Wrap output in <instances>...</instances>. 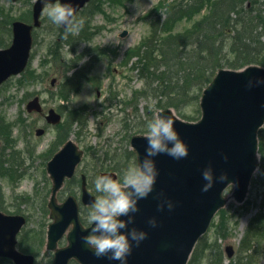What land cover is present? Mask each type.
<instances>
[{
  "label": "rangeland",
  "instance_id": "obj_1",
  "mask_svg": "<svg viewBox=\"0 0 264 264\" xmlns=\"http://www.w3.org/2000/svg\"><path fill=\"white\" fill-rule=\"evenodd\" d=\"M169 1L173 0H97L96 6L92 4L96 9L91 21L92 33H95L93 39L81 45L75 54L68 52L64 58H61L59 52L54 53L56 44L51 52V41L56 36L60 40V25L53 23L44 14L42 27L35 33L28 71L22 77L10 79L0 88V133L5 130L8 136L10 129L7 126L13 125L12 139L17 144L11 152L5 143L7 175L0 178V187L5 195L4 208L7 212H19L28 217L29 224L20 239L28 252H36L37 264H52L54 259V254L43 247L47 226L51 222L47 204L52 181L46 165L65 140L57 141L60 130L48 127L42 115L29 114L26 111L27 103L38 95L45 112L54 108L61 113L63 109L70 119L78 113L79 116L85 114L84 122L87 126L72 124V132L67 133L85 151V157L75 180L65 184L58 199L62 202L69 195L80 199L77 180L82 174L87 176L91 192L95 196L100 195L94 185L95 178L100 176L96 168L99 164V169L106 170L111 164L124 165L123 175L124 170L134 164V158L125 152L131 149L130 138L136 132L146 133L147 122L158 112L151 103L134 98L144 87V82L138 76V61L134 52L141 46V42L151 36L152 17L160 13ZM33 2L0 0V11L4 16L10 14L15 20L31 19ZM160 4L162 6L158 9ZM191 25V22L181 21L173 31L183 32ZM3 29L0 30V36H5V42L10 44L11 36L8 38L7 30L3 32ZM124 31H127V35L122 38L121 33ZM86 62H91L92 67L91 71L88 70L89 80L83 82L81 89L64 101L59 94L63 71L70 67L80 68ZM54 78L57 79L56 86L51 85ZM125 103L133 105L129 107L128 113L131 116L127 118ZM136 106L138 118L134 113ZM149 108L154 112L150 116L147 113ZM182 113L188 121L199 120L200 99L183 107ZM126 123L130 128L134 125L140 127L130 133ZM37 128H45L46 133L37 136ZM107 152L110 157L119 155L113 162L109 159L105 163L98 157L104 158L103 153ZM18 164H21L19 169ZM233 188L225 195L228 198L225 208L217 214L205 241L196 251L195 264H264V235L249 236L248 231L258 214L261 213L264 219V173L261 170L256 173L244 204H238L231 197ZM89 211L90 208L82 207V219L87 224ZM66 244L67 241L63 239L60 246ZM228 245H232L236 251L232 259H228L225 251ZM249 247H252L251 259L248 258L251 253ZM1 264L13 263L2 260Z\"/></svg>",
  "mask_w": 264,
  "mask_h": 264
},
{
  "label": "water",
  "instance_id": "obj_2",
  "mask_svg": "<svg viewBox=\"0 0 264 264\" xmlns=\"http://www.w3.org/2000/svg\"><path fill=\"white\" fill-rule=\"evenodd\" d=\"M90 1L60 0L62 4L71 3L77 9L76 14ZM50 2L55 3L56 0ZM44 6V0L35 1L32 24L23 21L13 23L12 43L10 47L0 49V86L27 68L33 47V30L41 25ZM125 35L124 32L122 36ZM261 79H264V68L259 66H249L242 71L220 70L203 93L200 104L202 119L197 123L177 118L170 109L158 113L174 118V128L188 146L189 155L181 160L166 154L153 158L159 172L154 191L139 201L140 211L133 214L135 223L127 229L130 231L135 227L147 232L148 236L139 247L132 241L133 251L126 264H186L198 238L206 232L215 213L225 206L227 199L222 193L229 183L235 185L233 197L236 201H244L259 163L257 135L264 124V84H257L256 81ZM249 82H252L251 87ZM27 109L29 112H41L39 97L32 100ZM46 119L56 125L61 122V115L51 109ZM37 133L42 135L44 130ZM131 144L138 162L142 161L148 147L147 139L135 136ZM82 156L83 152L70 140L48 164V172L54 182L49 206L51 217L55 220L49 227L48 248L56 249L58 240L73 224L74 230L69 234L70 245L57 250L54 264H68L72 257L82 264H122L108 257H96L90 246L84 243L82 238L91 233L94 225L90 229L82 228L74 198H69L63 205L56 204L57 191L66 178L75 174ZM225 156L228 157L227 162ZM209 165L213 167L217 180L212 189L203 192L207 182L203 180L202 172ZM224 173L228 180L220 182L218 178ZM104 175L116 178L114 174ZM160 193L174 203L172 211L167 206L164 211H158L161 201L157 197ZM94 200L86 191L84 181L83 203L90 205ZM152 218H156L158 227L149 225L148 221ZM121 219L127 220L128 217L122 216ZM25 223L23 216L6 215L0 211V256H8L16 264L34 262L32 256L23 255L15 249L17 235ZM233 254V248L228 247V256Z\"/></svg>",
  "mask_w": 264,
  "mask_h": 264
},
{
  "label": "trees",
  "instance_id": "obj_3",
  "mask_svg": "<svg viewBox=\"0 0 264 264\" xmlns=\"http://www.w3.org/2000/svg\"><path fill=\"white\" fill-rule=\"evenodd\" d=\"M88 17L89 12L78 33L80 41L91 38L87 27ZM22 19L29 20L30 17ZM13 20L10 14L4 16L0 11V30L5 27L8 38ZM181 21L191 22L192 25L183 32L175 33L173 29ZM151 33L150 38L134 52L138 61V76L144 82L143 90L134 98L147 103L154 101L151 104L157 109L173 108L184 119L183 107L200 99L218 70H236L249 65L264 67V0L169 1L154 16ZM60 40L62 43L55 40L51 44V52L55 44L54 53L59 52L61 44L69 46L71 52L77 50L75 40L72 41L70 36L65 38L61 34ZM7 45L5 36H0V48ZM87 77L86 65L73 75H65L66 82L60 87V97L68 99L71 93L79 90ZM137 111L136 106L134 113L138 118ZM147 113L150 116L154 112L149 108ZM73 118L74 123L87 126L83 114H76ZM126 126L128 130L140 127L134 125L130 128L127 123ZM11 140V131L8 136L5 130L0 133V145L4 146L0 148V178L5 177L7 172L2 157L5 143L8 146ZM260 152H264L262 145ZM0 198H4L1 187ZM192 257L191 264H195V252Z\"/></svg>",
  "mask_w": 264,
  "mask_h": 264
},
{
  "label": "clouds",
  "instance_id": "obj_4",
  "mask_svg": "<svg viewBox=\"0 0 264 264\" xmlns=\"http://www.w3.org/2000/svg\"><path fill=\"white\" fill-rule=\"evenodd\" d=\"M45 6L43 14L49 19L65 28V38L68 34H78L85 23L83 18H77V9L71 4H62L56 0L53 4L50 0H44ZM257 84H264V79L256 81ZM252 82H249V87ZM154 104V101H151ZM174 118L168 115L157 114L147 122L145 138L148 141L145 157L139 163L130 165L124 170L122 179H114L110 175L97 176L94 180L95 190L98 195L94 203L89 205L88 222L94 227L89 235L82 239L85 244L90 246L96 257H108L110 260H119L126 264L127 257L132 254L133 244L139 247L141 242L147 239L148 233L133 227L127 231L130 224L135 223L134 213H138L140 208L139 201L146 199L153 191L157 182L159 172L155 160L156 156L166 154L175 160L187 158L189 149L181 139L179 133L174 128ZM227 162L228 157H224ZM202 178L207 183L204 184L202 191L208 192L214 187L217 178L214 176V169L211 165L202 172ZM219 181L228 180L226 173L219 176ZM233 184L229 183L223 190L222 195H226L232 190ZM160 193L158 211H164L165 206L169 211L175 207L171 200L163 198ZM122 216H127V220H122ZM153 228L158 227L156 218L148 221ZM125 230V231H121Z\"/></svg>",
  "mask_w": 264,
  "mask_h": 264
},
{
  "label": "flooded vegetation",
  "instance_id": "obj_5",
  "mask_svg": "<svg viewBox=\"0 0 264 264\" xmlns=\"http://www.w3.org/2000/svg\"><path fill=\"white\" fill-rule=\"evenodd\" d=\"M56 128H57L58 130H59V128L62 129V127H59V126H56ZM63 139H64V136H63V135H62V136H58L57 141H58V142H62ZM54 154H55V153H54ZM54 154H53V155H54ZM50 159H51V158H50ZM75 264H76V263H75Z\"/></svg>",
  "mask_w": 264,
  "mask_h": 264
},
{
  "label": "bare ground",
  "instance_id": "obj_6",
  "mask_svg": "<svg viewBox=\"0 0 264 264\" xmlns=\"http://www.w3.org/2000/svg\"><path fill=\"white\" fill-rule=\"evenodd\" d=\"M249 218H250V217H249ZM249 218H248V219H249Z\"/></svg>",
  "mask_w": 264,
  "mask_h": 264
}]
</instances>
